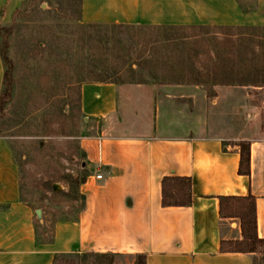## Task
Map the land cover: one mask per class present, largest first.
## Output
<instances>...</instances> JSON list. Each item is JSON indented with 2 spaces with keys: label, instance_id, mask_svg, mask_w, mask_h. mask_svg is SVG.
<instances>
[{
  "label": "crops",
  "instance_id": "1",
  "mask_svg": "<svg viewBox=\"0 0 264 264\" xmlns=\"http://www.w3.org/2000/svg\"><path fill=\"white\" fill-rule=\"evenodd\" d=\"M23 1L0 0V24L11 23ZM81 21L264 25V0L249 10L239 0H82ZM3 79L0 55V93ZM210 99L193 83L82 82L78 140L89 170L80 187L85 208L78 220L56 221L49 243L36 240V209L20 199L14 151L0 136V204L6 205L0 209V264H53L64 252L142 253L147 264H253L251 253L221 251L222 239L242 235L240 221L226 227L230 219L220 215V197L254 195L257 232L264 238V138L211 134ZM244 140L251 144L250 175L238 172L236 142ZM167 176L191 178V204L163 205Z\"/></svg>",
  "mask_w": 264,
  "mask_h": 264
},
{
  "label": "rangeland",
  "instance_id": "2",
  "mask_svg": "<svg viewBox=\"0 0 264 264\" xmlns=\"http://www.w3.org/2000/svg\"><path fill=\"white\" fill-rule=\"evenodd\" d=\"M239 1L245 8L256 7V0ZM79 12V0H24L13 20L16 105L3 135L22 164L24 197L44 208L50 231L54 219L73 209L72 194H53L50 186L56 183L60 189L68 188L62 177L79 167L71 154L76 152L82 121L78 111L82 82L108 79L138 84L151 80V73L164 83L210 79L220 76L215 63L227 52L242 72L254 69L264 77V30L215 26L118 29L90 26L78 20ZM212 89L211 134L264 138V83H215ZM230 222L239 219L226 221V227ZM255 257L257 264H264V246ZM133 260L132 256H117L114 264H132Z\"/></svg>",
  "mask_w": 264,
  "mask_h": 264
},
{
  "label": "trees",
  "instance_id": "3",
  "mask_svg": "<svg viewBox=\"0 0 264 264\" xmlns=\"http://www.w3.org/2000/svg\"><path fill=\"white\" fill-rule=\"evenodd\" d=\"M243 6V5H242ZM79 18L81 21V9L82 0H79ZM244 7V6H243ZM245 8V7H244ZM246 10L252 9L251 6L246 7ZM20 9L16 11L14 19L17 17ZM13 19V20H14ZM90 26L111 25L118 29L125 27L123 24L112 23H87ZM15 22L0 24V55L4 66V79L2 84V90L0 93V136L3 135L4 126L7 121L12 117L13 109L16 105L15 100V69L16 63L14 57L11 54L12 36L15 31ZM164 28H175L174 26H161ZM177 27V26H176ZM183 27V26H178ZM207 27V26H196ZM215 27L221 29H248V30H264V26L259 25H245V26H220ZM245 40H250L244 38ZM239 56H241L240 48ZM235 55V54H233ZM215 63V69L219 77H211L210 79H196L193 83L197 85L205 86L209 97L215 95L212 89L215 83H240V84H255L264 83V77H259L257 70H251L242 72L241 67L233 58L232 53L227 52L224 55H220ZM150 74V73H149ZM148 74V75H149ZM152 79L144 81L145 83H164L158 82L154 77V74H150ZM221 77V78H220ZM108 80V79H98ZM120 83L119 81L113 80ZM183 83V82H177ZM80 100V90H79ZM78 111L81 117L80 107L78 103ZM240 147V164L238 172L240 174L250 175V141L244 140L237 143ZM12 150L13 146L11 145ZM41 147V146H40ZM15 161L20 170V199L22 202L34 207V209L41 208L43 213L45 210L40 205H33L32 202L24 197L23 187L24 179L22 175V164L19 162L18 157L14 152ZM71 158L76 161L79 167L71 173H66L62 178L66 182L68 188L66 189H54V185L50 186V190L53 194H61L63 192L72 194L71 205L72 211L62 212L60 217H57L52 222L54 224L59 220H78L80 212L85 208V196L81 193L80 187L84 183L89 175L88 165L85 161V153L82 151L79 140H76V152L71 154ZM162 193L164 206H187L192 203V180L189 177L179 176H167L162 180ZM6 205L0 204V209L5 208ZM220 215L224 219L238 218L240 221L241 235L240 239H222L221 251L222 252H243L253 254L252 263L257 264V258L255 254L258 252L260 246H264V238H260L257 232V216H256V197L251 193L245 196L228 195L220 197ZM40 222L36 219V240L40 243H49L54 239V229L50 231L46 226L45 218ZM43 229V230H42ZM117 256L116 253H98V252H86V253H57L54 255L53 264H114V260ZM134 258L132 264H147V256L142 253L132 255ZM92 258V261H90Z\"/></svg>",
  "mask_w": 264,
  "mask_h": 264
},
{
  "label": "water",
  "instance_id": "4",
  "mask_svg": "<svg viewBox=\"0 0 264 264\" xmlns=\"http://www.w3.org/2000/svg\"><path fill=\"white\" fill-rule=\"evenodd\" d=\"M54 189L55 190H57V189H59L60 187H59V185L58 184H54ZM36 215H37V218L41 221V222H43V211H42V209L41 208H37L36 209Z\"/></svg>",
  "mask_w": 264,
  "mask_h": 264
},
{
  "label": "built area",
  "instance_id": "5",
  "mask_svg": "<svg viewBox=\"0 0 264 264\" xmlns=\"http://www.w3.org/2000/svg\"><path fill=\"white\" fill-rule=\"evenodd\" d=\"M102 177H103L102 174H98V175H97V178H99V179L102 178Z\"/></svg>",
  "mask_w": 264,
  "mask_h": 264
}]
</instances>
